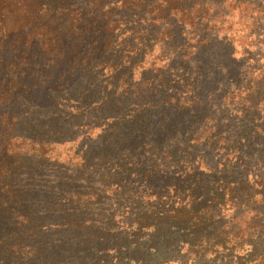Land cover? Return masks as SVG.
<instances>
[{
    "label": "trees",
    "instance_id": "1",
    "mask_svg": "<svg viewBox=\"0 0 264 264\" xmlns=\"http://www.w3.org/2000/svg\"><path fill=\"white\" fill-rule=\"evenodd\" d=\"M234 6L264 37V0H0V264H264L261 85L210 109Z\"/></svg>",
    "mask_w": 264,
    "mask_h": 264
},
{
    "label": "rangeland",
    "instance_id": "2",
    "mask_svg": "<svg viewBox=\"0 0 264 264\" xmlns=\"http://www.w3.org/2000/svg\"><path fill=\"white\" fill-rule=\"evenodd\" d=\"M252 10H246L242 7H235L229 8L228 18L224 22V18L222 15L216 16V20L213 22V27L217 29V36L219 39H222L227 47L225 48V51L221 47H217L215 49V53L218 57L221 58L222 54L230 52L229 50L234 48V54L233 58L238 61V65H240L238 68L239 70V76L240 79H237L236 75H225L221 76V74H215L211 80V83L208 84L209 89L212 90L213 97H210L209 100L211 101L210 109L212 112L219 111V107L221 103H223V100H225L226 108L229 111L236 112L238 111L239 103H241V99L244 95H242V91H240V88L245 87L246 83H242L239 85L240 82L244 80L246 76H248L247 73H249L251 76H253V85H261V96L264 98V46H261L259 43H255V41L263 43L264 37L260 36L257 40L256 38L253 40L252 38H246L245 31L247 30L243 25V19L246 15L251 13ZM263 19H264V13H263ZM242 22V23H241ZM218 32H220L218 34ZM233 34V35H230ZM226 36V37H225ZM214 40V39H212ZM161 47H157L153 51V56L149 57L147 61V65L151 64V60L155 59L157 65H164V61H160L157 58L158 52H161ZM179 52L174 54V57H178ZM216 69L219 70L221 68L220 61L216 60ZM251 70L249 71V69ZM255 70V73L253 72ZM259 70V71H257ZM218 76V77H217ZM256 76V78H254ZM259 111L261 112L260 118L257 119V122L264 123V101L259 106ZM253 113V111H251ZM259 112V113H260ZM224 120V118H222ZM224 133H226L225 130H223ZM261 156H253V158H249V168L248 170H251V175H253L254 178H257L259 185L264 188V151H261ZM64 156L62 157V159ZM252 167V168H251ZM110 204H112L111 209H115L118 207V203H116L113 200H109ZM121 208V207H118ZM226 208H229V206L226 205ZM122 209H118L115 212V216H121ZM119 219H116L117 224H121L122 220L118 221Z\"/></svg>",
    "mask_w": 264,
    "mask_h": 264
}]
</instances>
